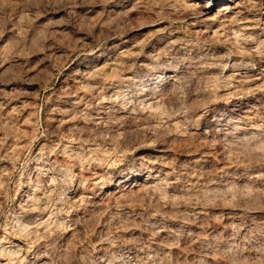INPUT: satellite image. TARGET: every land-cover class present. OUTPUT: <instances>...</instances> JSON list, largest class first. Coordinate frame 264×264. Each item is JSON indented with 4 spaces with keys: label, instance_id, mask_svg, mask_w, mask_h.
Returning <instances> with one entry per match:
<instances>
[{
    "label": "rangeland",
    "instance_id": "1",
    "mask_svg": "<svg viewBox=\"0 0 264 264\" xmlns=\"http://www.w3.org/2000/svg\"><path fill=\"white\" fill-rule=\"evenodd\" d=\"M0 248L264 264V0H0Z\"/></svg>",
    "mask_w": 264,
    "mask_h": 264
},
{
    "label": "bare ground",
    "instance_id": "2",
    "mask_svg": "<svg viewBox=\"0 0 264 264\" xmlns=\"http://www.w3.org/2000/svg\"><path fill=\"white\" fill-rule=\"evenodd\" d=\"M214 17H215V16H214ZM213 19H214V18H212L211 20H213ZM238 37H239V36H238ZM236 38H237V37H236ZM234 42H235V41H234ZM236 43H237V42H236ZM114 64H115V63H114ZM214 68H215V67H214ZM95 71H96V70H95ZM97 72H98V71H97ZM94 73H95V72H94ZM161 78H162V77H161ZM217 83H218V82H217ZM217 85H218V84H217ZM151 106H152V105H151ZM156 106H157V105H156ZM146 107H147V106H146ZM158 107H159V106H158ZM151 108H152V107H151ZM153 110H154V109H153ZM160 110H161V109H160ZM151 112H152V111H151ZM161 112H162V111H161ZM163 116H164V115H163ZM166 117H167V116H166ZM14 132H15V131H14ZM16 135H17V134H16ZM16 142H17V141H16ZM13 147H14V146H13ZM34 193H35V192H34ZM32 194H33V193H32ZM32 194H31V195H32ZM37 195H38V194H37ZM38 196H39V195H38ZM38 196L36 197V193H35V198H34V196H33V198H32V197L29 198V199L36 200V202L39 204V206H38V204H37L35 201H32V200H31L32 202H34V203L36 204V205L33 204L35 207L32 205L33 208H35V209H36V206H37V207H41V206L44 205V204L42 203V201H41V204H43V205L40 206V203H39V201H37V200H40V199H42V198L40 197V199H39ZM45 196H46V195H45ZM46 198H47V197H46ZM46 198H45V199H46ZM29 199H28V201H29ZM28 203H30V202H28ZM31 204H32V203H31ZM27 205H28V204H27ZM30 206H31V205H30ZM26 207H27V206H26ZM42 208H46V206H45V207H42ZM31 209H32V208H31ZM35 209H34V210H35ZM37 209H38V208H37ZM46 209H47V208H46ZM44 211H45V209H44ZM50 217H51V216H50ZM18 222H19L18 224H20L21 221L18 220ZM46 222H47V221H46ZM46 222H42V223H45V224H46ZM15 223H16V225H18L17 222H15ZM14 225H15V224H14ZM21 225H22V224H21ZM21 225H19V228L21 227ZM42 225H43V224H42ZM23 226H24V225H23ZM16 227L18 228V226H16ZM27 227H28V226H27ZM19 228H18L17 230H19ZM24 228H25V229H21V228H20V231H18V232L21 233V235L23 234L24 236H26V233H27V232H23V230L25 231V230H28V229L26 228V226H25ZM31 228H32V227H31ZM35 228H38V224H37V227L35 226ZM21 230H22V231H21ZM30 230H31V229H30ZM16 233H17V232H16ZM19 233H17V234L20 235ZM28 234H29V233H28ZM28 234H27V235H28ZM21 235H20V236H21ZM29 235H30V234H29ZM27 237H28V236H27ZM13 245H14V244H13ZM15 245H16V244H15ZM11 246H12V245H11ZM17 246H18V245H17ZM2 248H5V247H2ZM6 248H7V247H6ZM0 249H1V248H0ZM19 249H20V248H19ZM5 250H6V249H5ZM5 250L2 249V250H1V253L4 252ZM17 250H18V249H16V251H17ZM6 251L8 252V251H10V250L7 249ZM6 251H5V252H6ZM14 251H15V250H14ZM11 252H12V250H11ZM11 252H9V253H10V254H13V253H14L15 255H18V254H19V253H17V252H16L17 254H16L15 252H13V253H11ZM9 253H6V254H9ZM4 254H5V253H3L2 257H4V256L8 257L6 254H5V255H4ZM0 256H1V255H0ZM10 256L13 257L14 255H10ZM14 258H15V256H14ZM14 258H13V259H14ZM3 259H4V258H3ZM8 260H9V259H8ZM13 261H14V260H12V258H10V260H9L8 262H6V264H12Z\"/></svg>",
    "mask_w": 264,
    "mask_h": 264
}]
</instances>
